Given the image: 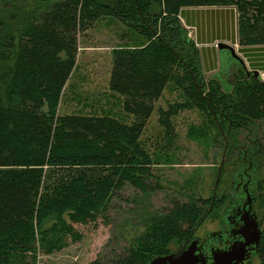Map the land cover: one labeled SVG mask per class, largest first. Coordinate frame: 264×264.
Returning a JSON list of instances; mask_svg holds the SVG:
<instances>
[{
  "label": "trees",
  "instance_id": "16d2710c",
  "mask_svg": "<svg viewBox=\"0 0 264 264\" xmlns=\"http://www.w3.org/2000/svg\"><path fill=\"white\" fill-rule=\"evenodd\" d=\"M227 4L239 11L238 43L264 44V0H0V264H36L38 252L60 250L68 236L81 235L75 223L110 221L121 190L162 185L141 135L169 82L184 98L159 108L160 121L170 132L173 115L203 107L223 146L220 177L246 166L244 155H255V167L260 160L254 203L264 220V79L242 66L226 84L207 78L180 17L185 6ZM101 16L120 20L136 40L113 48L109 83L131 122L107 112L59 111L78 33ZM185 195L143 229L133 224L141 230L115 264L146 263L178 249L207 218L220 217L227 201ZM256 257L264 264V221Z\"/></svg>",
  "mask_w": 264,
  "mask_h": 264
},
{
  "label": "rangeland",
  "instance_id": "374dc122",
  "mask_svg": "<svg viewBox=\"0 0 264 264\" xmlns=\"http://www.w3.org/2000/svg\"><path fill=\"white\" fill-rule=\"evenodd\" d=\"M185 26L193 38L195 28ZM135 42L131 30L111 16H101L91 26L80 30L76 65L64 87L59 104L60 113L107 112L131 122L132 115L124 110L120 95L110 89L109 83L113 48ZM238 53L246 58V54L239 49ZM249 67L254 68L251 64ZM261 72L264 79V70ZM205 76L211 77L207 72ZM229 78H234L233 74ZM183 98L182 91L169 82L156 101L141 135V141L153 159L154 171L159 175L162 185L148 192L133 186L121 190L109 210L110 221L100 217L88 223H75L81 235L77 238L68 236L60 250L38 252L36 264H115L114 260L124 251L127 240L134 232L143 229L147 218L170 208L175 201L185 199L186 193L220 195L232 183L234 176L231 173H224L220 177L223 146L214 139L211 120L203 107L196 104L173 115L170 132L160 121L159 108L166 109L171 102ZM262 173L264 175V167ZM255 207L261 216L263 209L256 204ZM135 223L141 229L133 225ZM219 227L220 217H209L196 233L204 236ZM252 264H258V257H254Z\"/></svg>",
  "mask_w": 264,
  "mask_h": 264
},
{
  "label": "water",
  "instance_id": "95a60500",
  "mask_svg": "<svg viewBox=\"0 0 264 264\" xmlns=\"http://www.w3.org/2000/svg\"><path fill=\"white\" fill-rule=\"evenodd\" d=\"M218 45L238 63L229 69L224 66L215 75L224 84L228 83L229 76L238 66L244 67L248 76L262 78L258 69L246 67L232 44L222 41ZM253 198V194H248L245 201L237 205L232 203L231 208L222 211L220 221H225L228 228L222 226L204 236L194 235L178 249L138 264H251L260 244L263 224V218H257Z\"/></svg>",
  "mask_w": 264,
  "mask_h": 264
},
{
  "label": "crops",
  "instance_id": "0c3cea01",
  "mask_svg": "<svg viewBox=\"0 0 264 264\" xmlns=\"http://www.w3.org/2000/svg\"><path fill=\"white\" fill-rule=\"evenodd\" d=\"M238 8L235 4L227 5H198L185 6L181 12V19L185 25L195 28L194 40L202 53L205 72L215 76L224 66L229 69L237 65L236 60L224 50H221L217 42H228L235 48L238 43L237 22ZM246 54L244 60L246 67L250 70H264V44H254L236 48ZM248 60V61H247ZM249 64L254 68H250ZM239 67V66H238Z\"/></svg>",
  "mask_w": 264,
  "mask_h": 264
},
{
  "label": "flooded vegetation",
  "instance_id": "af4514ba",
  "mask_svg": "<svg viewBox=\"0 0 264 264\" xmlns=\"http://www.w3.org/2000/svg\"><path fill=\"white\" fill-rule=\"evenodd\" d=\"M254 156L255 155H251L250 157H247L246 155H244L247 165L239 168L236 172H234L233 174L234 178L232 179V183L228 184V186L224 190H222L221 196L227 195V201L225 203L223 210H227L228 208H231L232 203L237 205L238 202L245 201L246 195L248 194H253V196L255 197L256 194H255L254 182L258 181L257 176H259L260 160L258 159V163L256 164L255 167L256 160ZM256 168L258 169L257 170L258 172L256 171ZM214 195H216V193H214ZM253 203H254V198H253ZM253 206L256 211L257 218L258 219L263 218V214L259 216V213L255 207V203ZM222 226L228 228V224L225 221L224 222L220 221L219 229H221ZM255 256L256 255L253 256V259Z\"/></svg>",
  "mask_w": 264,
  "mask_h": 264
},
{
  "label": "built area",
  "instance_id": "2783aa9c",
  "mask_svg": "<svg viewBox=\"0 0 264 264\" xmlns=\"http://www.w3.org/2000/svg\"><path fill=\"white\" fill-rule=\"evenodd\" d=\"M191 34V33H190Z\"/></svg>",
  "mask_w": 264,
  "mask_h": 264
}]
</instances>
